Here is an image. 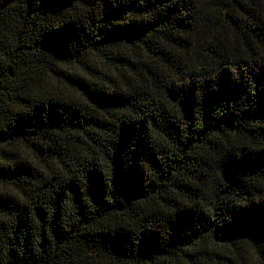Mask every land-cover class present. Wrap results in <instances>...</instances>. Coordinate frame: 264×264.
<instances>
[{
	"label": "trees",
	"instance_id": "trees-1",
	"mask_svg": "<svg viewBox=\"0 0 264 264\" xmlns=\"http://www.w3.org/2000/svg\"><path fill=\"white\" fill-rule=\"evenodd\" d=\"M0 264H264V0H0Z\"/></svg>",
	"mask_w": 264,
	"mask_h": 264
}]
</instances>
